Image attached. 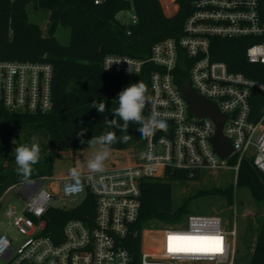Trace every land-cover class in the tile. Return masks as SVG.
<instances>
[{
    "label": "built area",
    "instance_id": "2783aa9c",
    "mask_svg": "<svg viewBox=\"0 0 264 264\" xmlns=\"http://www.w3.org/2000/svg\"><path fill=\"white\" fill-rule=\"evenodd\" d=\"M159 1L166 4L167 17L177 15L178 0ZM117 20L128 27L138 24L133 10L120 13ZM216 39H247L245 60L249 65H264V0H192L181 37L155 44L144 59L105 57L102 68L107 74L141 76L151 69L149 115L157 113L167 127L146 138L140 165L81 174L74 191H66L72 184L70 175L12 185L6 194L15 192L24 209L10 208L5 220L22 240L16 245L8 234L0 235V264H234L237 224L229 229V222L224 223L219 215H191L174 226L135 228L141 212L142 181H165L174 174L192 179L204 171L233 170L238 174L245 159L252 160L264 175V85L216 60ZM115 61L121 62L105 70ZM185 67L189 86L226 117L223 134L233 148L227 160L212 145L215 122L189 110L179 85ZM53 80L50 62L0 58V103L9 113L50 115L54 111ZM234 158L237 164L228 166ZM47 180L51 183L48 188ZM79 196L95 198L93 218L68 221L58 241L47 237L46 213L51 208L69 212L84 199L74 206L55 204ZM170 237L174 239L170 241ZM212 237L222 239H201Z\"/></svg>",
    "mask_w": 264,
    "mask_h": 264
},
{
    "label": "trees",
    "instance_id": "16d2710c",
    "mask_svg": "<svg viewBox=\"0 0 264 264\" xmlns=\"http://www.w3.org/2000/svg\"><path fill=\"white\" fill-rule=\"evenodd\" d=\"M191 3L192 0H178V13L169 18L159 0H107L101 5H96L94 0H0V58L10 62H50L54 67V111L50 115L9 113L0 103V185L5 183L6 163L20 132L46 135L48 142L41 146V155L74 149L81 141L77 136L81 128L87 129L83 137L87 134L98 137L106 130L121 136L119 129H108L104 121L114 118L112 111L118 106L115 100L122 89L140 80L150 90L151 69L147 68L141 76L107 74L102 68L105 57L118 55L144 59L155 44L181 37L191 13ZM29 7L48 13L47 37L43 36L42 27L30 22ZM128 10H133L138 17V24L134 27L117 20L120 13ZM59 28L70 31L69 46L61 45L57 40ZM213 46H217L216 60L264 85V65H249L245 60L244 52L249 46L247 39H216ZM187 69L181 70L180 86L189 84ZM94 101L104 102L105 112L99 113L92 108ZM144 114L149 115V104ZM128 135L132 138L127 143H116L111 150L145 147L146 138H141L136 124L130 123ZM230 164L236 165L237 159H232ZM238 172L237 189L250 190L257 203H264V175L254 167L253 161L243 160ZM188 179L174 174L165 181H142L141 212L135 228L142 231L152 225L184 223L189 216L196 215L192 214L190 207L193 198L220 197L229 206L233 205L234 187L229 186L199 192L175 208L172 183ZM82 202L69 212L51 208L44 217L45 235L58 241L63 237V228L68 221L93 218L95 198L87 196ZM249 264H264V223Z\"/></svg>",
    "mask_w": 264,
    "mask_h": 264
},
{
    "label": "rangeland",
    "instance_id": "374dc122",
    "mask_svg": "<svg viewBox=\"0 0 264 264\" xmlns=\"http://www.w3.org/2000/svg\"><path fill=\"white\" fill-rule=\"evenodd\" d=\"M168 8L163 1L161 4ZM28 16L30 22L42 27L43 36H48L49 15L43 11H37L33 7H29ZM70 31L65 28H59L56 32V38L61 45L69 46ZM2 127L0 126V131ZM35 136L40 147L47 145L48 139L45 134L40 132H20L17 140L13 143L11 151L15 154L16 146L30 144L31 138ZM96 137V136H93ZM93 137H83L85 143L79 144L67 152H55L53 155H41L40 162L33 166V172L29 180L31 182L41 180L45 177L55 178L69 176L71 169H77L79 174L90 172L87 167V162L91 159L95 152L101 147L100 145H90L87 143ZM28 139V140H27ZM27 141V142H26ZM145 147L135 148L129 147L123 151L110 150V155L104 162V169L109 170L121 166L137 165L142 163L145 158ZM15 157V156H14ZM12 158L10 167H6L9 173L6 175L5 183L0 185V235L8 234L16 240V245L22 240L21 235L9 226V222L5 220V213L10 208H15L18 211L24 209L22 200L15 195V192L6 194L7 189L15 183H27L24 178L17 174L16 166L13 165ZM232 160V159H231ZM228 166H233L230 164ZM53 161V162H52ZM52 163V164H51ZM103 169V170H104ZM237 174L233 170L219 171H204L196 179H188L183 182L172 183L173 187V205L175 208L182 206L183 202L199 192L212 190L214 188L223 189L229 186L234 187V202L232 206L220 197H198L193 198L190 204L192 214L196 215H219L225 221L229 222V229H232L235 224L237 229L236 237V260L234 264H249L251 260L252 250L256 243L259 230L264 223V203H257L251 195L250 190L246 188L237 189L236 187ZM48 188L50 181L44 182ZM84 196H79L62 203L55 204V207L74 206L80 203ZM76 200V202H73Z\"/></svg>",
    "mask_w": 264,
    "mask_h": 264
},
{
    "label": "clouds",
    "instance_id": "9594fccd",
    "mask_svg": "<svg viewBox=\"0 0 264 264\" xmlns=\"http://www.w3.org/2000/svg\"><path fill=\"white\" fill-rule=\"evenodd\" d=\"M120 62H109V66L105 70L110 68L114 63L118 64ZM151 100L152 98L147 85L140 80L128 85L118 93V99L115 100L118 106L112 111L114 118L111 120L106 118L104 123L108 129H119L122 135L118 137L115 131L106 130L100 136L93 137L87 141L90 145L101 146L87 162V167L90 172H102L104 162L110 155L112 145L116 143H127L132 138L128 135L130 123L137 125V130L140 132L141 138H150L154 135L155 130L165 129L167 127L165 120L160 119L157 113L145 116L144 110ZM92 108H95L99 113H103L106 110V104L102 101H94ZM117 117L119 120L116 119ZM86 131L87 129L81 128L77 132V136L81 137V143H85L82 137ZM31 140L32 142L30 144L19 145L14 149L17 174L22 176L27 183L31 182L29 177L32 175L33 166L38 164L41 159V147L37 138L33 136ZM79 175L77 169L70 170L72 184L66 187V191H74L76 185L80 184Z\"/></svg>",
    "mask_w": 264,
    "mask_h": 264
},
{
    "label": "water",
    "instance_id": "95a60500",
    "mask_svg": "<svg viewBox=\"0 0 264 264\" xmlns=\"http://www.w3.org/2000/svg\"><path fill=\"white\" fill-rule=\"evenodd\" d=\"M184 84L181 86V92L185 96L189 110L198 118H210L216 124V135L212 140V145L217 154L223 159L227 160L233 153L232 143L223 134V127L226 117L223 116L218 107L211 102L199 97L197 93L189 86ZM150 93V90H149Z\"/></svg>",
    "mask_w": 264,
    "mask_h": 264
},
{
    "label": "crops",
    "instance_id": "0c3cea01",
    "mask_svg": "<svg viewBox=\"0 0 264 264\" xmlns=\"http://www.w3.org/2000/svg\"><path fill=\"white\" fill-rule=\"evenodd\" d=\"M86 136H87V137H90L88 134L85 135V137H86ZM110 150H111V149H110ZM14 156H15V154L12 153V151H11V152H10L9 159H8V161H7V163H6V167H8V169L11 168V167H10V166H11V165H10V162H11L12 158H15ZM12 162H13V165L16 166L15 159H13ZM16 167H17V166H16ZM7 171H8V170H7ZM7 171H6V173L9 174V173H8L9 171H8V172H7ZM21 183H23V182H21ZM21 183H15V184H21ZM13 185H14V184H13ZM11 186H12V185H11ZM11 186H10V187H11ZM10 187H9V188H10ZM9 188H8V189H9ZM8 189H7V190H8ZM6 192H7V191H6ZM0 201H2V199H1Z\"/></svg>",
    "mask_w": 264,
    "mask_h": 264
},
{
    "label": "snow or ice",
    "instance_id": "6c2138e0",
    "mask_svg": "<svg viewBox=\"0 0 264 264\" xmlns=\"http://www.w3.org/2000/svg\"><path fill=\"white\" fill-rule=\"evenodd\" d=\"M169 239H170V241H171V240L174 239V238H173V237H170ZM184 239H194V238L186 237V238H184ZM201 239H213V240H216V241H220L222 238H220V237H212V238H201ZM169 250L172 251L173 249L170 247ZM217 250H221V249H217Z\"/></svg>",
    "mask_w": 264,
    "mask_h": 264
}]
</instances>
